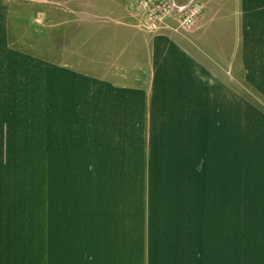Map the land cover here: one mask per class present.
<instances>
[{
	"label": "crops",
	"instance_id": "0c3cea01",
	"mask_svg": "<svg viewBox=\"0 0 264 264\" xmlns=\"http://www.w3.org/2000/svg\"><path fill=\"white\" fill-rule=\"evenodd\" d=\"M198 1L153 32L136 0H0V264H235V188L264 205L234 180L235 144L264 151V0ZM17 5L55 51L12 46Z\"/></svg>",
	"mask_w": 264,
	"mask_h": 264
},
{
	"label": "rangeland",
	"instance_id": "374dc122",
	"mask_svg": "<svg viewBox=\"0 0 264 264\" xmlns=\"http://www.w3.org/2000/svg\"><path fill=\"white\" fill-rule=\"evenodd\" d=\"M39 10L38 6L27 9L17 5L16 13L11 14L9 31L11 38L16 40L12 46L17 50L38 53L55 51L54 41L59 30L41 26ZM45 10L51 20V11ZM247 92L252 94L245 89ZM238 151L235 144L234 180L240 179L244 184L246 181L263 180L264 151L256 149L250 155L247 153L248 156H238ZM248 195V188L244 185L235 188V264H264V205L251 199L248 201Z\"/></svg>",
	"mask_w": 264,
	"mask_h": 264
},
{
	"label": "built area",
	"instance_id": "2783aa9c",
	"mask_svg": "<svg viewBox=\"0 0 264 264\" xmlns=\"http://www.w3.org/2000/svg\"><path fill=\"white\" fill-rule=\"evenodd\" d=\"M136 4L144 15V27L153 32L175 13L181 29L189 32L203 13V5L198 0H191L184 6H177L169 0H136Z\"/></svg>",
	"mask_w": 264,
	"mask_h": 264
}]
</instances>
